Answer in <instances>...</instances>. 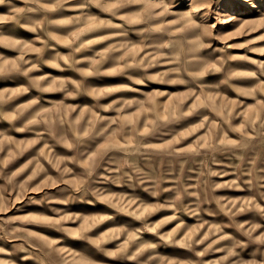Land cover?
<instances>
[{
	"label": "rangeland",
	"instance_id": "rangeland-1",
	"mask_svg": "<svg viewBox=\"0 0 264 264\" xmlns=\"http://www.w3.org/2000/svg\"><path fill=\"white\" fill-rule=\"evenodd\" d=\"M159 2L0 0V264H264V0Z\"/></svg>",
	"mask_w": 264,
	"mask_h": 264
},
{
	"label": "bare ground",
	"instance_id": "bare-ground-1",
	"mask_svg": "<svg viewBox=\"0 0 264 264\" xmlns=\"http://www.w3.org/2000/svg\"><path fill=\"white\" fill-rule=\"evenodd\" d=\"M137 1V0H136ZM141 2H153V3H160L159 2V0H140ZM243 1V0H242ZM40 3V2H39ZM208 3H210V2H208ZM192 8H194V11H197V10H200V4H197L196 2H194V1H192ZM249 5V4H248ZM253 7H255V4H254V2L252 1V3L249 5V6H247V8H246V10H243L244 8H240L242 11H244V12H246V11H248L249 9H251V8H253ZM189 13V11H185V14H188ZM182 25V24H181ZM148 48V47H147ZM198 97V96H197ZM164 109V108H163ZM175 111V110H174ZM145 116V115H144Z\"/></svg>",
	"mask_w": 264,
	"mask_h": 264
}]
</instances>
